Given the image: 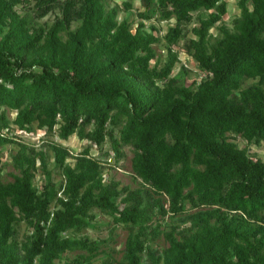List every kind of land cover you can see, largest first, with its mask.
<instances>
[{
  "label": "trees",
  "instance_id": "trees-1",
  "mask_svg": "<svg viewBox=\"0 0 264 264\" xmlns=\"http://www.w3.org/2000/svg\"><path fill=\"white\" fill-rule=\"evenodd\" d=\"M141 2L133 27L107 0H0V146H19L9 180L0 151V264H113L95 259L100 239L77 233L97 210L131 224L118 264H264V157L231 138L264 141V0H239L233 28L218 25L227 0ZM153 16L175 20L162 64L151 62L161 37L143 21ZM182 37L204 72L192 85L175 73ZM37 127L86 144L74 153L15 132ZM125 146L142 185L105 176L102 154L113 149L118 161ZM190 208L181 228L154 225ZM160 234L166 246L153 244Z\"/></svg>",
  "mask_w": 264,
  "mask_h": 264
},
{
  "label": "rangeland",
  "instance_id": "rangeland-1",
  "mask_svg": "<svg viewBox=\"0 0 264 264\" xmlns=\"http://www.w3.org/2000/svg\"><path fill=\"white\" fill-rule=\"evenodd\" d=\"M126 0H107V4L109 6L119 5L121 8L119 9L118 17L119 19L129 18L133 21V27L137 25V23L142 20L141 16L138 14L140 10L144 9L141 0H129L132 3V6L127 9L123 2ZM239 0H227L228 2V11L223 16V19L218 23L226 24L228 27L233 28L234 19L237 15L240 14L241 8L239 6ZM19 7H22L19 5ZM25 9H23L24 11ZM58 11L49 12L47 15L40 17L37 19L38 23L40 24H51L54 19L55 15ZM145 28L149 29L150 25H155L154 32L157 35H160L161 41L154 44L157 57L152 59V64L158 60L160 64L164 63L168 58V48H167V41L164 37L168 27L170 24L174 23V19L170 20H159L158 17L153 16L150 19H144ZM198 21L195 19L193 23L190 24L192 27ZM78 22H75L73 26H75ZM211 32L214 35L220 34L219 26H212ZM192 31L188 32V35H191ZM212 36V40L215 38ZM185 37L179 39V42L174 44L173 46L179 51V61L175 68V73H181V81L185 82L188 85H192L195 79H200V77L204 74V72L200 69L197 60L192 56L185 47ZM8 114L13 117L15 115L14 110H9ZM36 130L33 132H28L22 129H16V135L18 138H21L27 142L33 143L39 146L44 140L47 139H55L58 141H62L69 145L71 150L76 153L80 151L83 146L86 144V140L80 139L76 134L71 135L68 139H63L58 136V134L48 135L45 133L44 129L42 128H35ZM232 139L237 141L239 145L242 147H246L249 153L256 157H264V141L256 144L247 141L245 138L241 136H231ZM109 147V143L106 145ZM19 148L18 144L16 143H7L0 146L1 155L3 161L5 162L4 170L1 173V177L4 180H9L13 178L11 172H18V169L15 167L12 156ZM110 148V147H109ZM97 150H94V153H97ZM132 149L130 146L124 147V155L118 161H116L113 149L110 150L108 154H102V159L106 163L105 166V176L109 180L110 178H114L116 180H120L122 183H128L132 186L142 185L141 178L134 172L132 167ZM73 161V158H69ZM52 165L53 161L52 158L50 160ZM53 175L55 179H60L61 174L58 171H53ZM35 182L38 184H42L44 179V172L41 169L38 170L37 175L35 177ZM194 211V208L188 209L187 212L173 216L172 214H166V216L158 215L155 218L154 225L161 221V228L162 229H170L171 225L177 223L179 228H181L182 219L187 214ZM97 217L93 221V226L84 227L81 231L77 232L78 235H88L92 239H100L102 243V247L100 251L96 255V260H101L104 257H112L114 260L113 264H118L120 260L124 257L125 252V242L126 239L131 231V224H116L112 217L105 212L100 210L96 211ZM157 221V222H156ZM18 227V237L20 239L25 237V234L30 231L29 226L26 224L25 221H21L17 225ZM178 228V229H179ZM153 241L154 245L158 246H166L168 244L166 238L163 234H160L156 237ZM76 254V251H69L66 253V257L73 258Z\"/></svg>",
  "mask_w": 264,
  "mask_h": 264
}]
</instances>
